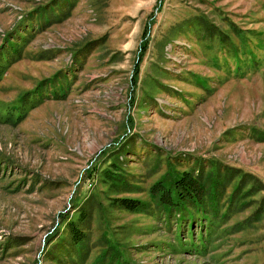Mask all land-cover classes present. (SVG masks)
Wrapping results in <instances>:
<instances>
[{"label": "rangeland", "instance_id": "1", "mask_svg": "<svg viewBox=\"0 0 264 264\" xmlns=\"http://www.w3.org/2000/svg\"><path fill=\"white\" fill-rule=\"evenodd\" d=\"M0 264H264V0H0Z\"/></svg>", "mask_w": 264, "mask_h": 264}, {"label": "trees", "instance_id": "2", "mask_svg": "<svg viewBox=\"0 0 264 264\" xmlns=\"http://www.w3.org/2000/svg\"><path fill=\"white\" fill-rule=\"evenodd\" d=\"M144 38H146V36H144ZM137 70H138V66H137ZM221 176H222V174H217V178H216L215 182L218 185L220 183L222 184L223 180L221 179ZM185 183L187 185L186 184L183 185V188L186 189V191H188L189 196L186 195V193H185L184 197L181 196L180 199H182V202H184V200H186V199L189 202H193L194 200L197 199L196 195H198V192H194L195 183L192 182V180H190V179H187L185 181ZM192 197L195 198V199H193ZM114 203H116L115 204L116 206H119V207H121L123 209H126V210L130 211V212L137 213V212L141 211V207H140L138 201H136V200H132V199H129V198H124V199H118ZM85 217H86L85 213L83 212L81 220L82 221L85 220L86 219ZM70 231H71V236H72L73 241L75 242V244L80 243V242H82L85 239V235L86 234L82 230H80L78 228V225L76 223L73 222V223L70 224Z\"/></svg>", "mask_w": 264, "mask_h": 264}]
</instances>
